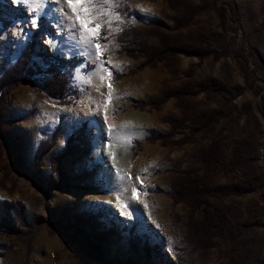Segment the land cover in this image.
<instances>
[{
  "label": "rangeland",
  "instance_id": "1",
  "mask_svg": "<svg viewBox=\"0 0 264 264\" xmlns=\"http://www.w3.org/2000/svg\"><path fill=\"white\" fill-rule=\"evenodd\" d=\"M51 1L18 0L13 4L12 0H0V59L7 64L14 63L20 51L31 40L33 32L37 30L27 29L25 24L26 20L30 23L33 17L44 20L36 40L35 49L38 54L43 52L64 59L59 52L65 48L45 43L47 35H54L56 31L52 28L55 19L50 21L44 11L52 7ZM122 1L124 0H115L111 7L117 11ZM189 1L196 8L201 7V14L194 18L189 27L175 33L181 36L199 32L219 34L221 28L218 24V8H224L227 38L223 35L213 47L216 55L221 58L208 57L198 64L195 57L179 55L175 73L171 74L162 64L154 68H142L143 59L134 60L118 54L115 43L102 44L109 49L102 52L105 64L110 61L113 62L112 65L123 66L114 71L111 81L116 104L111 100L103 112L109 120L122 117V120L135 125L139 133V137L131 139L128 152L117 157L114 164H109L116 179V188L113 191L105 190L109 188L105 184L106 179L102 177L106 163L99 159V155L92 154L103 143L95 139L96 128L90 123L97 113L87 108L88 117L83 118L75 110L81 97L92 90V82L89 83V80L95 77L94 68L92 72L87 69L71 72L70 90L77 97L73 99L71 95L68 105L59 106L45 100L27 82L11 91L4 125L11 128L21 140L10 150L0 148V200L22 201L26 206L29 226L22 230L18 240L0 233V242L9 246L7 251L2 252L0 264H264V178L262 180L260 177L262 174L264 176V0ZM128 6L135 17L128 22L123 20L122 25L113 17L115 22L111 32L106 24L102 25V31L108 38L115 41L116 29L130 24L145 27L158 25L166 32H174L172 20L176 18V14L167 9L165 0H130ZM231 6L236 11V23L230 21ZM140 9H149L150 14H145ZM60 40L58 38V44ZM243 48H247V51L254 50L256 55L246 54ZM33 62L40 66L41 72L45 71L46 67L41 65L39 58H34ZM87 63L92 65L91 60H87ZM190 69L191 78H187L185 73ZM254 69L261 70L259 75ZM260 75L262 79H258ZM40 78V75L35 76L36 80ZM206 78L218 81L229 91H239L238 97L232 102L236 108L234 119L225 125L221 121L215 134L218 130H223L219 136L226 140L223 149L225 159L230 157V149L236 140L243 141L247 148L254 150L247 164L250 166L249 172L256 178L255 188L260 189L244 196L211 199L214 206L229 213L231 221L238 229L244 223L248 227L241 234L231 237L230 241L217 238V245L209 250L207 259L203 261L199 252H191L181 241L187 209L181 204L172 203L170 183L174 175L190 168L201 173L198 152L208 147L211 140L198 135L194 142L181 144L186 131H171L166 123L167 118H180L175 99H168L158 109L153 104L159 97L160 89L171 90L185 81L200 82ZM144 79L148 80L149 88L141 91L140 81ZM148 97H153V101H148ZM189 102L196 112L216 111L223 105V100L218 95L211 100L204 95H198ZM140 104L144 106L139 107ZM22 116L24 117L21 118ZM60 118L61 131L51 151L60 150L67 136L82 123L86 124L89 143L86 157L78 160L74 156L65 158L60 162V170L71 177L77 167L82 165L89 173L72 181L66 189L47 190L36 183L37 179L46 182L47 156L42 158L35 172L29 161L37 144L52 131ZM104 141L108 142L107 139ZM20 148L25 161L29 162L27 175L14 165L16 153H9L11 149L16 152ZM144 149L149 153L150 160L143 167V171H138L134 163ZM117 170L125 178L129 175L132 179L140 176V181L135 185H138V193L143 196L142 202L126 195L122 188L123 181L117 179ZM240 178L235 170L228 174L219 171L213 176V182L223 186L239 183ZM85 184L93 188L83 189ZM142 185L147 187L143 188ZM129 200L132 202L131 207L126 206V201ZM112 207L116 210H112ZM65 209L75 212L92 210L100 215L98 221L106 228L115 230L119 238H109L103 244L101 254L93 252L92 259V256H87L79 247L74 232L67 227L62 215ZM202 215L201 211L195 214L197 219H201ZM144 247L149 248V256H145Z\"/></svg>",
  "mask_w": 264,
  "mask_h": 264
},
{
  "label": "trees",
  "instance_id": "2",
  "mask_svg": "<svg viewBox=\"0 0 264 264\" xmlns=\"http://www.w3.org/2000/svg\"><path fill=\"white\" fill-rule=\"evenodd\" d=\"M129 1H122L117 10L125 22L135 17L128 6ZM165 4L168 10L176 14V18L172 20L174 32H166L158 25L146 27L127 25L122 27V30L115 37L116 47L117 44L119 45L117 47L118 54L134 60L143 59L142 68H154L162 64L171 74L175 73L179 55L195 57L198 59V64L208 57L221 58L216 55L213 47L223 35L227 38V30L224 29L226 22V10L224 8H218V24L221 28L219 34L199 32L181 36L175 32L189 27L194 18L201 14L202 9L201 7H194L189 0H165ZM229 12L231 13L230 21L236 23L238 19L234 6L230 7ZM38 22L39 28L33 32L31 40L20 51L14 63L7 64L5 60L0 59V148L4 147L10 150V148H14L16 142L21 140L20 136L11 128L4 125L8 115L11 91L21 83H29L35 93L41 94L45 100L54 102L59 106L68 105L71 95L73 99L77 97V94L70 90V73L72 70L68 60L50 56L43 52L38 54L36 51V40L43 28L44 20L39 19ZM232 31L237 33L235 30ZM229 40L232 41V39ZM244 50H246V54L256 55L252 49L247 51V48H243ZM34 58H39L41 65L46 67L44 72H41L40 66L33 62ZM254 72L259 75L261 70L254 69ZM191 73L192 70L190 69L185 73V77L191 78ZM36 75L41 76L40 80L35 79ZM258 79H262L261 75ZM262 83L264 85V82ZM198 95H204L210 100L218 95L222 98L223 105L216 111L196 112L189 101ZM238 95L237 89L229 91L218 81L206 78L200 82L185 81L171 90L160 89L159 97L153 104V107L158 109L168 99H175L180 118H167L166 123L171 131H180L181 133L186 131L183 134L184 140L181 139V144L194 142V138L198 135L201 138H210L211 140L208 147L202 148L198 152L201 173L197 169L190 168L174 175L170 183L172 203L181 204L187 209L181 241L191 252H199L203 261L207 259L209 250L217 245V238L230 241L232 240L231 237L237 236L238 233L241 234L248 227L244 223L238 229L231 221L229 213L221 207L214 206L211 199L223 200L229 196H244L257 191L258 188L260 189V187L255 188L256 178L249 172L250 166L247 164L250 156L254 154V150L247 148L248 146L243 141L236 140L230 149V157L225 159L223 149L226 146V140L219 136L223 130H218L215 134V129L221 121H224L225 125L230 124L231 120L234 119L236 108L232 102ZM262 99L264 102V95ZM147 100L153 101V97H148ZM262 117L264 120V115ZM60 131L61 118L52 131L37 144L29 161L31 169L35 172L42 158L47 156L48 176L46 182L41 179L36 180L38 185L46 187L47 190L66 189L72 181L89 173L82 165L77 167L75 174L71 177L66 176L60 170L61 160L71 156L78 160L88 155L89 143L86 137V124L82 123L73 129L60 150L51 151ZM9 153L12 155L16 153L14 165L21 173L27 175V163L29 162L25 161L21 148L16 152L11 149ZM262 160L264 166V159ZM233 170L240 174L239 183L223 186L214 184L213 176L219 171L228 174ZM91 171L94 172V169ZM260 177L263 180V174ZM92 188V186L85 184L83 189L90 190ZM198 211L203 214L201 219H197L195 216ZM62 215L67 227L74 232L79 247L87 256H92V259L94 257L93 252L98 255L101 254L102 246L109 238H119V234L115 230L106 228L98 221L100 215L92 210L75 212L71 209H65ZM28 226L26 206L22 201L0 200V233L18 240L21 238L22 230L27 229ZM8 249L9 246L0 242V258L2 252ZM143 251L145 256H149L148 247H144Z\"/></svg>",
  "mask_w": 264,
  "mask_h": 264
},
{
  "label": "snow or ice",
  "instance_id": "3",
  "mask_svg": "<svg viewBox=\"0 0 264 264\" xmlns=\"http://www.w3.org/2000/svg\"><path fill=\"white\" fill-rule=\"evenodd\" d=\"M18 0H12L13 4H16ZM27 2V0H25ZM115 0H52V13L55 14V23L52 24V28L56 29L54 35L48 34L45 38V43L59 47L58 38L64 40H71V44L68 47V51L64 52L61 50V55L65 60H68L69 67L72 71H83L87 69L89 72L95 70V77L99 81L96 85L99 90L100 87L104 86L107 82L108 94L104 97L103 101L96 102V113L97 115L93 117L90 121L93 127L96 128L95 139L100 140L104 143L105 148L109 145L104 141L105 133L109 135L113 131V128L107 124V119L105 117V122L103 125L99 122V115L105 110V106L110 105L111 100L115 96V90L111 86V81L114 78V71L122 68V65H108L105 64L104 57L102 56L103 51H108L106 47L102 46L104 42L116 43V41L108 38L107 34L102 31V25H107L108 31H113V25L115 21H119L121 25L123 20L121 19L120 13L117 12L111 5ZM59 4L60 7L57 8L56 5ZM67 6L66 8L64 6ZM139 7V6H138ZM130 8V6H129ZM141 12L145 14H150L149 9H140ZM115 18V21L113 19ZM47 23V21H46ZM27 29H37L39 28L38 20L33 17L30 23L26 20ZM23 28L24 25L22 24ZM65 29L68 35L65 34ZM122 30L116 29L117 35ZM15 35V33H13ZM43 38V34H42ZM117 47L119 45L117 44ZM92 61V65L87 63V60ZM75 61V63H73ZM71 75V73H70ZM91 83V80H89ZM117 179L119 181H124V175L117 170ZM129 181L132 180V176L127 177ZM136 181H140V176L135 177ZM109 184H112L111 176L109 178ZM146 188L147 186H143ZM106 191H113L110 186L105 189ZM138 190L136 187L132 188V199H136ZM126 206L131 207V200L126 201ZM147 208V205H145ZM158 227V226H157ZM171 243V241H169Z\"/></svg>",
  "mask_w": 264,
  "mask_h": 264
},
{
  "label": "bare ground",
  "instance_id": "4",
  "mask_svg": "<svg viewBox=\"0 0 264 264\" xmlns=\"http://www.w3.org/2000/svg\"><path fill=\"white\" fill-rule=\"evenodd\" d=\"M52 7H53V5H52ZM52 7H49L48 9H45L44 11L48 15V19L53 22L55 19V14L52 13ZM56 7L59 8L60 5L57 4ZM64 7L66 8L67 6L65 5ZM65 33H66V35H68L66 32V29H65ZM70 44H71L70 39L69 40L61 39L59 41V45L62 46L63 48H65L63 50L64 52L68 51V47ZM59 53L61 55V50ZM112 64H113V62H111V65ZM91 82H92V88H91L92 90L90 91L91 93L90 92L85 93L81 97L80 101L78 102V104L75 108V110L77 112H79L83 118L88 117L87 108L91 109L93 112H96V102L97 101L102 102L104 97L108 94V87L106 84L104 86L100 87L98 90L96 85L99 84V81L96 79V77H93V79H91ZM148 83L149 82L147 79L140 81L141 91L142 90L144 91L147 88H149ZM128 88H129V86H128ZM112 100L115 103L117 99L114 97ZM105 108H106V106H105ZM105 117H106V115L102 111L99 115V122L101 125L104 124ZM106 119H107V117H106ZM107 124L113 128V131L111 132L110 135L108 133H105V135H104V139L108 140L107 143L109 146L107 148H105L104 143H102L100 147L97 146L98 149L93 151L92 154H93V156L99 155V159H101V160L103 159V161L106 163L107 166L103 168L104 172H103V175L102 174L101 175H102V177H104L106 179V183H105L106 186H108V187L111 186L113 189H115L116 188V179H115V176L112 175L113 171H112V169H110L109 164H111V163L114 164L115 160H117V157L119 158V156H123L128 152L131 139H133L135 137H139V133H138L135 125L130 124L128 121L122 120V117H120L117 120L107 119ZM149 157H150L149 153L146 151V149H144V151L140 154V156L138 157V159L134 163L135 169H137L138 171L139 170L143 171V167H145L149 163V160H150ZM110 176H111V180H112L111 185L109 184ZM146 180H147V178H146ZM135 184H138V182L136 181L135 178L132 179L131 181H129L127 178H125L123 181V184H122L123 191H125L127 193L126 195H128L130 197V199H132V188L138 186ZM133 200L142 202V200H143L142 194L138 193L137 198L133 199ZM112 210H116V208L112 207ZM161 222H162V220H161Z\"/></svg>",
  "mask_w": 264,
  "mask_h": 264
}]
</instances>
